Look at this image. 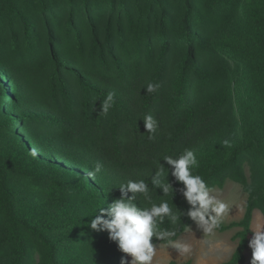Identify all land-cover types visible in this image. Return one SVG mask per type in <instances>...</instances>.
<instances>
[{
    "label": "rangeland",
    "instance_id": "rangeland-1",
    "mask_svg": "<svg viewBox=\"0 0 264 264\" xmlns=\"http://www.w3.org/2000/svg\"><path fill=\"white\" fill-rule=\"evenodd\" d=\"M73 1L71 9L66 0H0V208L10 199L20 220L38 227L49 222L64 223L71 213L75 215V208L82 201L72 196L61 197V202L49 200L43 196V186L37 181L41 175H48L69 187L78 177L66 173V169H79L77 161H89L85 149L64 141L56 123L67 118L61 84L72 98L74 111L84 99L76 76L68 69L76 70L96 88L111 91L113 84L118 88V78L109 67L123 56L122 45L139 49L143 55L142 74L147 70V79L153 75L161 52L162 40L157 35L161 31V6L154 0H87V6L81 0ZM159 1L167 13L169 49L163 82L170 93L187 48L181 42L185 34L182 19L186 5L184 0ZM43 2L52 6L42 13ZM190 2L194 11L190 31L198 35L194 39L198 49L196 57L199 58L198 51L202 48L213 50L209 59L200 65L208 71L224 70L225 85L230 84L232 94V124L195 152L201 164L208 159L225 160L234 147L254 146L264 137V0ZM70 10L74 13L71 26L67 22ZM108 25L112 48L106 46L99 51L104 54L105 62L99 57L91 59V33L96 30L99 43L105 45ZM26 26L30 29L27 37L24 36ZM144 27L150 28L149 44L136 42L131 34ZM149 46L154 47L152 55H148ZM29 49L34 52L28 53ZM223 49L232 50V54L238 51L241 59L226 57ZM55 62L61 64L59 69ZM106 63L107 69L103 67ZM52 121L55 123L50 124ZM255 147L257 150L251 155L241 158L240 175L217 177L210 186L215 195L229 204L223 225L242 220L251 203V230L258 221L264 222V156L258 152L264 145ZM32 150L36 156L31 154ZM90 173L85 171V177L90 178ZM187 228L178 238L190 243L192 251L181 256L167 243H154L158 249L153 264H231L240 240L237 233L242 226L215 229L210 235L195 222ZM75 229L47 233L64 250L63 254L70 255L69 264H121V258L127 255L118 253L102 259L90 251L89 238L78 242L82 233L78 227ZM7 232V215H0V264L9 263L16 253ZM251 237L243 260L237 264H251L252 251L248 246ZM26 244L29 264H43V251L32 240L27 239Z\"/></svg>",
    "mask_w": 264,
    "mask_h": 264
},
{
    "label": "trees",
    "instance_id": "trees-1",
    "mask_svg": "<svg viewBox=\"0 0 264 264\" xmlns=\"http://www.w3.org/2000/svg\"><path fill=\"white\" fill-rule=\"evenodd\" d=\"M86 1L81 0L83 6L88 5ZM154 1L161 6L159 25L161 31L157 35L162 41L158 63L150 79L145 76L147 70L144 75L142 74L141 57L143 55H140L138 48L131 47V45H122L123 56L116 59L113 65L109 67V70L115 72L118 78L116 83L118 88L113 84L111 91H102L100 88H96L76 70L68 69L70 73L76 76L84 92V99L77 107L79 110L74 111L71 107L72 98L66 92L64 85L61 84L63 93L65 91L67 118L56 123L59 126L58 131L63 134L64 141L78 144L85 149L89 161H77L79 169H72L71 171L66 169V173L78 177L77 182L69 187L48 175H41L37 181L43 186V196L49 200L61 202V197L72 196L71 198L75 197L82 201L76 206L75 215L71 213L70 216L66 217L68 220H65L64 223L63 221L49 222L38 227L20 220L16 207L11 205L12 203L8 198L9 201L0 208V215H7V233L10 241L15 245L16 253L7 264H29L27 239L32 240L33 244L45 254L43 264H69L70 257L68 258V256L70 255L63 254L64 250L57 243L51 241L47 237V233L52 230H74L76 227L82 233L78 242H83L85 238H89L88 247L90 251L100 255L102 259H110L112 256L122 253L117 243L109 239L107 231H96L88 226L93 216L99 215L96 210L103 206L107 207L114 199L119 198L121 196L119 186L128 179H144L151 188V177L155 173L157 161L163 156H178L186 148L196 152L207 146L231 126L232 94L230 84L225 85L227 75L224 70L216 68L208 71L200 65L202 61L209 59L213 50L202 48L198 51L199 58L196 57V50L198 49L194 39H197L198 35L192 34L190 31L191 16L194 12L190 0H184L186 11L182 19L185 34L181 36L184 38L181 42H184L187 48L181 61L179 77L173 86V90L167 93L163 82L164 62L169 49V35L165 28L167 13L166 8L161 5L159 0ZM216 1L214 0L215 3ZM66 4L71 9L74 8L73 0H66ZM120 5L123 6V3ZM50 6L52 5L43 2L40 8L41 12L48 11ZM73 17L74 13L70 10L67 16V22L70 26L73 24ZM29 32V26H26L24 36H29ZM149 32L150 28L144 27L131 34L136 42L149 44ZM141 37L144 39L142 40ZM111 39L110 25L107 26L105 45L99 43L96 30L93 29L90 58L99 57L102 62H105L103 60L104 54H100V52L106 46L111 50ZM219 48L221 47H217L218 50H220ZM27 52L31 54L34 51L29 49ZM153 52L154 47L149 46L148 55H152ZM216 52L213 54L216 55ZM223 52L230 59H241L242 54L238 51L232 54V50L223 49ZM55 65L56 69L61 67L58 62H55ZM103 67L107 69L108 64H104ZM148 83H158L160 87L155 92L147 93L145 88ZM109 92L114 93L115 104L108 114L104 115L100 111V104ZM149 114L155 117L159 123L155 139L151 140L148 138L149 133L146 132L143 121V117ZM54 123L55 121H52L50 124ZM255 145L263 146L264 137L258 139L254 146L250 144L245 147H234L229 151V158L225 160H206L199 164L195 172L201 175L209 186L217 177L240 175L238 167L241 165V158L256 151ZM258 152L264 156V149L259 148ZM97 162L103 165L101 171L97 175L86 178L84 172L92 173ZM161 163L169 167L163 160ZM61 167L63 166L61 165ZM165 173H167L166 168ZM168 180L174 188L172 193L165 196L162 191L154 190L152 195L157 203L161 200H169L170 206L180 214L181 231L178 233L179 237L184 231V227H188L194 222L186 215L183 216V213L190 207L181 192L183 185L175 180L171 172ZM131 195L129 193V196ZM137 202L143 203L139 195ZM251 219L252 203L242 220L227 225L221 224L218 228L219 230H226L235 226L243 227L237 233L240 240L236 252L230 260L231 264H237L243 260L244 250L252 235ZM171 227L173 226L169 224L167 218L160 225L161 229ZM153 243L167 242L158 241L154 237ZM171 264L189 263L172 262Z\"/></svg>",
    "mask_w": 264,
    "mask_h": 264
},
{
    "label": "clouds",
    "instance_id": "clouds-1",
    "mask_svg": "<svg viewBox=\"0 0 264 264\" xmlns=\"http://www.w3.org/2000/svg\"><path fill=\"white\" fill-rule=\"evenodd\" d=\"M159 87L158 83H148L145 89L147 93H152ZM114 104V93L109 92L100 104L101 113L107 115ZM143 121L146 132L149 133L148 138L155 139L158 121L150 114L145 115ZM224 143L227 145L228 141ZM31 154L36 156V151L32 150ZM161 160L169 167L162 164ZM102 167L103 165L97 162L90 174L94 176ZM198 167L199 162L192 149L186 148L178 156H163L157 161L155 173L151 177V188L144 179H128L121 183V196L107 207L98 208L96 213L99 215L95 214L88 226L96 231L108 232L109 239L117 243L122 253L127 254L121 258V264H153L158 249L153 243L154 237L158 241H166L178 255L189 254L192 245L178 238L181 231L180 214L170 206L169 200L155 202L152 193L154 190H160L163 195L168 196L173 192V185L168 180L171 172L175 180L183 185L181 192L190 206L183 216L186 215L195 222L206 235L212 234L221 226L223 217L229 212V204L215 195L214 189L195 172ZM129 193L132 195L129 196ZM138 195L143 203L137 202ZM165 218L173 227L160 228ZM183 230L186 232L188 228L184 227ZM251 232L252 237L248 245L252 251L251 264H264V222L258 221ZM128 256L132 258L131 261Z\"/></svg>",
    "mask_w": 264,
    "mask_h": 264
}]
</instances>
